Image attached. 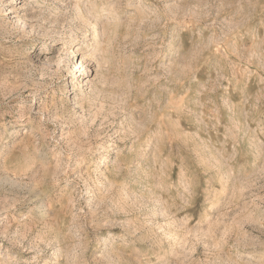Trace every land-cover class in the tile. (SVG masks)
I'll list each match as a JSON object with an SVG mask.
<instances>
[{
  "label": "rangeland",
  "instance_id": "374dc122",
  "mask_svg": "<svg viewBox=\"0 0 264 264\" xmlns=\"http://www.w3.org/2000/svg\"><path fill=\"white\" fill-rule=\"evenodd\" d=\"M0 264H264V0H0Z\"/></svg>",
  "mask_w": 264,
  "mask_h": 264
},
{
  "label": "bare ground",
  "instance_id": "6f19581e",
  "mask_svg": "<svg viewBox=\"0 0 264 264\" xmlns=\"http://www.w3.org/2000/svg\"><path fill=\"white\" fill-rule=\"evenodd\" d=\"M81 62H82V61H81ZM81 62H80V63H81ZM81 68H83V67L81 66ZM82 71H86V69L84 68Z\"/></svg>",
  "mask_w": 264,
  "mask_h": 264
}]
</instances>
